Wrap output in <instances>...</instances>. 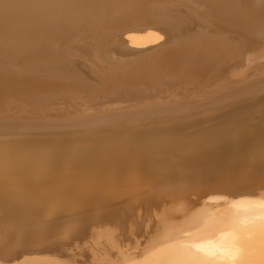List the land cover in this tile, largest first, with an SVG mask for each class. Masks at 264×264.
Wrapping results in <instances>:
<instances>
[{"label":"bare ground","instance_id":"obj_1","mask_svg":"<svg viewBox=\"0 0 264 264\" xmlns=\"http://www.w3.org/2000/svg\"><path fill=\"white\" fill-rule=\"evenodd\" d=\"M0 264H264V0H0Z\"/></svg>","mask_w":264,"mask_h":264},{"label":"rangeland","instance_id":"obj_2","mask_svg":"<svg viewBox=\"0 0 264 264\" xmlns=\"http://www.w3.org/2000/svg\"><path fill=\"white\" fill-rule=\"evenodd\" d=\"M259 112H261V111L258 109V110L256 111V113H258V116H259V115L261 116V114H260ZM260 116H259V117H260ZM198 195H199V196H197V197L195 196L194 198L196 199V198H199L200 196H203L202 193H201V194L198 193ZM206 198H207V197H206ZM206 198H205V197H204V198H203V197H202V198L200 197V200L203 201L204 203L209 204L210 198H207V199H206ZM208 199H209V200H208ZM206 200H207V201H206ZM210 202H212V201H210Z\"/></svg>","mask_w":264,"mask_h":264}]
</instances>
